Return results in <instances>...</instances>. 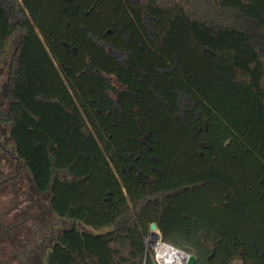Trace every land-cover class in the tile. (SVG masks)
I'll return each instance as SVG.
<instances>
[{"label":"trees","instance_id":"16d2710c","mask_svg":"<svg viewBox=\"0 0 264 264\" xmlns=\"http://www.w3.org/2000/svg\"><path fill=\"white\" fill-rule=\"evenodd\" d=\"M13 43L23 220L47 200L73 223L41 264H155L153 222L204 264H264V0H0V73Z\"/></svg>","mask_w":264,"mask_h":264},{"label":"rangeland","instance_id":"374dc122","mask_svg":"<svg viewBox=\"0 0 264 264\" xmlns=\"http://www.w3.org/2000/svg\"><path fill=\"white\" fill-rule=\"evenodd\" d=\"M14 45V43L11 45L7 60L0 73V92H4L8 73V60ZM114 82L117 84L115 79ZM0 141L3 147L13 154V141L7 131L0 133ZM23 170L24 168H22L20 163L18 169H16L15 160L0 146V179L3 176L6 178L16 175L14 180H9L0 185V220L4 223L5 229L14 227L11 231L0 229V264H26L28 250L35 247L40 250L39 244L43 240L42 236L50 234L51 226H54L53 231L56 234L57 231L73 224L69 220L54 219L53 214L49 212L47 200L40 203L41 207H39V211H37L38 209H31V213L29 210L27 211V213L35 215L34 219L36 220L34 222H31L29 219L23 220V212L27 209L26 199L28 197L27 190L29 186L25 181L27 176ZM16 172L17 174H15ZM19 220L24 221L22 226L15 225L17 222H20ZM51 222H55L54 225H51ZM87 229L92 230L91 228ZM159 232L162 235L160 230ZM148 236L150 237V233ZM51 242L52 240L48 239L44 243L43 248L46 255L51 247ZM27 247L29 248L27 249ZM148 253L155 258V250L150 243ZM28 260L38 259L32 255ZM32 264H38V262ZM232 264L242 263L237 260Z\"/></svg>","mask_w":264,"mask_h":264},{"label":"flooded vegetation","instance_id":"af4514ba","mask_svg":"<svg viewBox=\"0 0 264 264\" xmlns=\"http://www.w3.org/2000/svg\"><path fill=\"white\" fill-rule=\"evenodd\" d=\"M0 146H1V148L4 150V151H6L8 154H10L9 153V150L8 149H5V147H3V145L1 144V141H0ZM10 156L13 158V156L10 154ZM19 165V164H18ZM18 165L16 164V169H18ZM7 182V181H6ZM1 185V184H0ZM16 225H18V224H16ZM0 226H2L3 227V230L4 231H11L13 228L12 227H9L8 229H5L4 228V223L0 220ZM53 228H54V226H51V231H50V234L49 235H44V236H42L43 238V240L40 242V244H39V248H40V250H38L36 247L35 248H30V250H29V253H28V255H27V260H26V264H29V263H35V262H38V264H41L42 263V261H43V259H44V257L46 256V254H44V248H43V246H44V243L49 239V240H52L53 239V237H54V231H53ZM159 229V228H158ZM191 242V240L189 239V238H184L183 239V241H181V243L182 244H187V243H190ZM204 242L207 244V246L208 247H214L215 246V241H211V242H208L207 241V239L205 238L204 239ZM191 254H193V255H195L196 256V263L195 264H204V262L203 261H201L202 259H200V257L198 256V253L195 251L194 253L192 252ZM32 255H34L35 257H36V259H38V260H28V259H30V257L32 256ZM211 258V256H209L208 257V259H210ZM238 259H236L235 261H237ZM32 261V262H31ZM235 261H233V262H235ZM238 261H240V260H238ZM241 262V261H240ZM242 263V262H241Z\"/></svg>","mask_w":264,"mask_h":264},{"label":"built area","instance_id":"2783aa9c","mask_svg":"<svg viewBox=\"0 0 264 264\" xmlns=\"http://www.w3.org/2000/svg\"><path fill=\"white\" fill-rule=\"evenodd\" d=\"M151 233L152 231L150 232V237L148 236L147 237V245L149 247V243H150V239H151ZM158 242L162 243L163 245H166L170 248H174L175 250H177L178 252H181V260H172L170 263L167 262V260H161L160 258V255H159V252L157 250V248L155 246H153L154 250H155V258H154V261H155V264H187L188 262V259H189V255L191 254L190 252L184 250V249H181V248H178L176 246H174L173 244H170L168 242H165L162 238V235L159 234V237H158ZM151 244V243H150Z\"/></svg>","mask_w":264,"mask_h":264},{"label":"bare ground","instance_id":"6f19581e","mask_svg":"<svg viewBox=\"0 0 264 264\" xmlns=\"http://www.w3.org/2000/svg\"><path fill=\"white\" fill-rule=\"evenodd\" d=\"M154 231H152L153 233ZM151 233V236H152ZM152 239V243H151ZM150 243L151 245L155 246L159 252L161 260H167L168 263H170L172 260H181V252H178L174 248H170L166 245H163L162 243L158 242L157 237H151Z\"/></svg>","mask_w":264,"mask_h":264},{"label":"water","instance_id":"95a60500","mask_svg":"<svg viewBox=\"0 0 264 264\" xmlns=\"http://www.w3.org/2000/svg\"><path fill=\"white\" fill-rule=\"evenodd\" d=\"M9 153H10V151H9ZM15 159H16V164L18 165L19 164V162H20V159L18 158V157H16V156H13ZM16 175H13V176H10V177H8V178H5L4 180H2L1 182H0V184H2V183H4V182H6V181H8L9 179H11V178H14ZM151 228H150V232L151 231H159V229H158V225L155 223V222H153L152 224H151V226H150ZM161 234V233H160ZM147 251H148V245H147ZM196 263V256L195 255H193V254H190L189 255V259H188V262H187V264H195Z\"/></svg>","mask_w":264,"mask_h":264}]
</instances>
